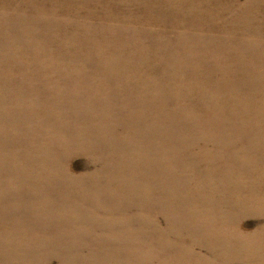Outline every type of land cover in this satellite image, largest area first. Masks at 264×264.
I'll list each match as a JSON object with an SVG mask.
<instances>
[{
    "label": "rangeland",
    "instance_id": "1",
    "mask_svg": "<svg viewBox=\"0 0 264 264\" xmlns=\"http://www.w3.org/2000/svg\"><path fill=\"white\" fill-rule=\"evenodd\" d=\"M244 50L248 57L241 54ZM182 55L187 56L184 63L167 75V86L149 112L160 141L173 142L167 154L154 152L135 170L110 168L106 152L43 163L42 152L71 135L112 128L137 111L153 76ZM12 101L24 111L14 119L13 133L0 135L23 142L26 152L0 175V202L16 194L27 202L26 193L38 195L45 182L57 177V189L73 184L80 205L69 216L82 218V232L92 229L98 182L120 176L136 182L133 190L148 194L151 178L170 180L165 191L197 178L198 189L205 188L207 197L220 204L212 209L221 212L214 216L215 233L235 227L226 231L224 243L218 240L204 256L195 255V262L264 264L259 217L250 215L243 225L240 218H223L240 199L264 200V165L258 167L264 160V0H0V111ZM219 117L230 119L225 130L217 124ZM188 128L212 134L201 152ZM138 155L120 158L127 162ZM252 163L254 171L247 167ZM176 167L180 174L170 179ZM134 175L139 177L134 180ZM22 207L31 214L29 205ZM43 217L32 223L45 226L53 244L70 239L68 228L52 230L51 213ZM0 235V245L14 242L10 228L1 223ZM49 262L58 264L59 258Z\"/></svg>",
    "mask_w": 264,
    "mask_h": 264
},
{
    "label": "bare ground",
    "instance_id": "2",
    "mask_svg": "<svg viewBox=\"0 0 264 264\" xmlns=\"http://www.w3.org/2000/svg\"><path fill=\"white\" fill-rule=\"evenodd\" d=\"M241 54L248 57L246 50L241 51ZM186 57H176L168 64L164 73L153 76L148 94L137 111L126 113L112 128L86 129L71 135L52 150L42 152L45 154L43 163H55L82 152H106L109 154L110 168L135 170L146 165L154 152L167 154L172 149L173 142L160 141L149 112L167 86V75H172ZM66 91L65 88L61 91L63 97ZM23 111L17 102H10L0 111V131L13 133L14 119ZM217 124L225 130L224 125H229L230 119L219 117ZM180 127L179 124L175 125V129ZM222 128H217L216 131ZM187 132L196 137L199 152L208 145L206 138L212 135L197 134L190 128ZM136 151L139 155L132 156L127 162L120 158V155L131 156ZM25 152L23 142L15 138L6 140L0 135V175ZM263 165L264 160H260L258 167ZM221 166L230 165L223 163ZM247 167H251L253 171L256 168L253 163ZM180 170V167L172 169L170 179L178 176ZM230 172V176L239 177L236 171ZM120 173H123L122 170ZM138 177L134 175L132 179L136 180ZM185 177V174L180 175L181 179ZM56 180L57 177H52L45 182L38 195L26 193L28 203L20 194L1 200L0 223L10 228V236L14 242L0 245V264H51L49 258L54 257L59 258L58 264H197L195 255L204 256L214 249L218 240L224 243L226 231L235 227L215 233L214 216L221 212L212 209L214 206L220 207V204L207 197L205 188L198 189L197 178H192L187 183L179 181L176 185L182 189L173 191H165L171 184L170 180L151 178L148 182L150 191L146 194L142 190L132 189L136 182L116 176L103 183L98 182L101 189L97 192V210L91 217L92 229L79 232L78 226L82 218L75 214L69 216L73 207L80 205L74 200L73 184L65 183L62 188L57 189L53 185ZM1 182L4 190L7 185L4 177ZM247 182L253 184L250 178ZM253 189H259V186L254 185ZM29 195L33 197L32 201L28 200ZM28 205L31 214L22 207ZM235 205L236 210L224 215V220L240 218L243 225L250 215H255L259 217L256 230L261 231L264 227V200L259 202L254 198L240 199ZM48 212L52 215L50 223L53 224V231L69 229L70 239L62 237L61 240L65 242L60 245L51 242L52 233L45 226H35L32 223V219L44 220L43 216ZM88 237L90 240L86 241ZM2 239L0 235V241ZM51 245L55 246L49 247ZM49 248H56L57 252L51 254L47 251Z\"/></svg>",
    "mask_w": 264,
    "mask_h": 264
}]
</instances>
